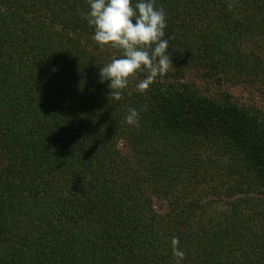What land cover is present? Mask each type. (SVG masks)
Here are the masks:
<instances>
[{
  "label": "trees",
  "instance_id": "16d2710c",
  "mask_svg": "<svg viewBox=\"0 0 264 264\" xmlns=\"http://www.w3.org/2000/svg\"><path fill=\"white\" fill-rule=\"evenodd\" d=\"M155 6L172 65L117 100L88 0H0V264H264V0Z\"/></svg>",
  "mask_w": 264,
  "mask_h": 264
},
{
  "label": "clouds",
  "instance_id": "9594fccd",
  "mask_svg": "<svg viewBox=\"0 0 264 264\" xmlns=\"http://www.w3.org/2000/svg\"><path fill=\"white\" fill-rule=\"evenodd\" d=\"M89 10L84 13L90 27L92 39L101 48L118 49L121 55L111 59L99 70L100 83L108 82L109 96L119 99L122 90L129 85L130 77L144 73L136 83L141 93L163 76L172 65L168 54L169 41L166 37V12L155 6V0H88ZM228 7H232L229 2ZM134 21V22H133ZM125 122L139 125V113L128 108ZM172 253L176 264H181L185 253L179 248L178 238L172 240Z\"/></svg>",
  "mask_w": 264,
  "mask_h": 264
},
{
  "label": "rangeland",
  "instance_id": "374dc122",
  "mask_svg": "<svg viewBox=\"0 0 264 264\" xmlns=\"http://www.w3.org/2000/svg\"><path fill=\"white\" fill-rule=\"evenodd\" d=\"M188 77L196 79V74L194 71H190ZM235 93L244 100L250 101L264 109V82L252 81L245 86H237ZM161 204H165V201H156V206L160 207Z\"/></svg>",
  "mask_w": 264,
  "mask_h": 264
}]
</instances>
